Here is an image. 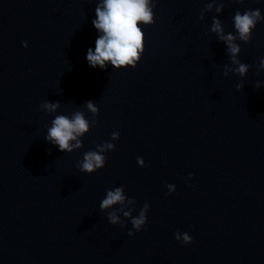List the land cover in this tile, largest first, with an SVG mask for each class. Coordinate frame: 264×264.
Masks as SVG:
<instances>
[{
	"label": "water",
	"instance_id": "1",
	"mask_svg": "<svg viewBox=\"0 0 264 264\" xmlns=\"http://www.w3.org/2000/svg\"><path fill=\"white\" fill-rule=\"evenodd\" d=\"M101 2L0 0V264H264V20L247 42L234 24L237 12L264 14V0H152L143 58L119 71L86 60ZM76 112L90 130L61 152L47 130ZM107 143L106 166L83 172ZM118 186L128 199L101 211ZM146 202L148 224L130 237Z\"/></svg>",
	"mask_w": 264,
	"mask_h": 264
},
{
	"label": "clouds",
	"instance_id": "2",
	"mask_svg": "<svg viewBox=\"0 0 264 264\" xmlns=\"http://www.w3.org/2000/svg\"><path fill=\"white\" fill-rule=\"evenodd\" d=\"M212 7V5H209ZM222 7V6H221ZM221 8H217L220 11ZM264 20V14L260 9L247 10L243 14L237 12L234 17L235 29L238 30L239 38L243 41H249L252 30L257 26L258 22ZM94 28L97 30V39L95 48L89 47L87 50L86 60L93 69L99 68L102 71H107L109 67L117 71L127 68H136L142 60L146 50V33L141 26H149L155 24V11L152 6V0H102L95 8V18L92 20ZM139 25V26H138ZM212 31L219 33L220 39L226 42L229 52L232 54L235 61L236 54L240 48L233 43L235 39L232 35H224L223 28L219 20L214 22ZM28 42L23 43L24 48H28ZM261 67H264V57L260 60ZM248 66L240 64L237 71L243 75L246 74ZM256 87H260L259 84ZM87 107L93 113H99V107L94 101H87ZM60 107L59 102H45L40 105V108L49 114L55 113ZM90 122L81 112H76L71 117L66 115H57L51 121V127L47 130L45 140L57 146L61 152H71L82 146L81 137L90 130ZM120 133L112 134L113 140H119ZM74 142V143H73ZM105 147L114 151L116 144L107 143L106 146H101L99 150H92L85 154L81 162V170L86 174H93L103 169L107 164V155ZM137 163L140 167H146L143 157H137ZM193 174L190 173L187 180H191ZM168 189L166 195H172L176 192L175 184H166ZM128 199L124 192L123 186L115 187L114 190H109L106 197L100 202V210L104 211L114 205H123ZM151 205L146 202L143 205L138 217L131 220L132 229L127 232L128 236H134L137 232H141L148 224V213ZM124 216H130L129 211L119 209ZM111 224L116 225L119 217L113 211L108 216ZM175 239L190 245L194 241V237L188 232H176Z\"/></svg>",
	"mask_w": 264,
	"mask_h": 264
}]
</instances>
